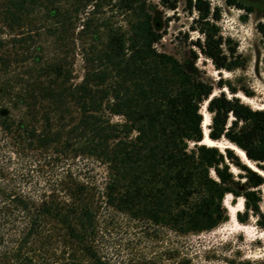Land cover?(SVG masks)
<instances>
[{
	"label": "trees",
	"instance_id": "trees-1",
	"mask_svg": "<svg viewBox=\"0 0 264 264\" xmlns=\"http://www.w3.org/2000/svg\"><path fill=\"white\" fill-rule=\"evenodd\" d=\"M148 1L0 0V264H110L101 215L198 235L229 220L227 196L264 232V109L159 52ZM184 1L207 26L200 54L220 73L244 68L223 51L219 10Z\"/></svg>",
	"mask_w": 264,
	"mask_h": 264
},
{
	"label": "rangeland",
	"instance_id": "rangeland-1",
	"mask_svg": "<svg viewBox=\"0 0 264 264\" xmlns=\"http://www.w3.org/2000/svg\"><path fill=\"white\" fill-rule=\"evenodd\" d=\"M177 1L178 7L174 11L164 8L159 0L148 1V10L162 34L157 50L172 55L187 70L191 68L193 73L212 83L214 94L220 92L216 84L221 74L236 90L235 95L224 91L229 98L237 97L254 110L264 109V34L257 30L262 21L264 0H237L254 8L250 14L227 5L226 0H208L213 9L219 10L220 18L214 24L219 35L227 41L223 46L224 53L229 56L230 51L235 50L233 60H245L244 68L221 73L196 46L203 41L198 30L207 26L194 23L198 13L188 10L184 0ZM204 106L201 110L206 124L209 115ZM227 144L226 141L218 143L221 150ZM262 199L264 210V186ZM224 204L229 220L198 235H167L148 230L144 224L124 214H103L99 218L102 253L110 264H264V232L254 226L253 219L246 225L236 219L237 212L243 210V200L227 196Z\"/></svg>",
	"mask_w": 264,
	"mask_h": 264
},
{
	"label": "bare ground",
	"instance_id": "bare-ground-1",
	"mask_svg": "<svg viewBox=\"0 0 264 264\" xmlns=\"http://www.w3.org/2000/svg\"><path fill=\"white\" fill-rule=\"evenodd\" d=\"M205 107H206V104H205V106H204V109H205ZM206 111V110H205ZM203 114V113H202ZM204 115V114H203ZM205 117V116H204ZM209 125V120H208V122L205 124L204 123V131H205V139H204V144H206V145H209V146H215L216 145V143H214V142H211V140H209L208 138H207V134H208V131H207V126ZM219 146V145H218ZM227 146H229V147H231L233 150H235L236 151V153L243 159V161H245L247 164H249V162L246 160V158H245V155L241 152V151H239L235 146H231V145H229V144H227ZM251 167V166H250ZM252 168V167H251ZM255 168V167H254ZM253 169V168H252ZM255 170H257L256 168H255ZM227 204V203H226ZM240 211V210H239ZM233 219V218H232Z\"/></svg>",
	"mask_w": 264,
	"mask_h": 264
},
{
	"label": "water",
	"instance_id": "water-1",
	"mask_svg": "<svg viewBox=\"0 0 264 264\" xmlns=\"http://www.w3.org/2000/svg\"><path fill=\"white\" fill-rule=\"evenodd\" d=\"M188 71H189V72H193V70H192L191 68H189ZM207 131H209L208 128H207ZM207 138L209 139L208 136H207ZM209 140H210V139H209ZM235 147H236V146H235ZM236 148H237V147H236ZM237 149H238L239 151H241V152L245 155V153H244L241 149H239V148H237ZM245 158H246V156H245ZM246 160H247V158H246Z\"/></svg>",
	"mask_w": 264,
	"mask_h": 264
}]
</instances>
